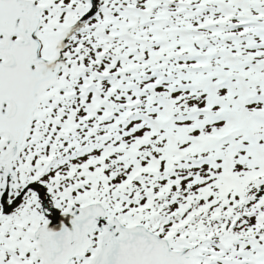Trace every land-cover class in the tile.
Wrapping results in <instances>:
<instances>
[{"label": "snow or ice", "instance_id": "6c2138e0", "mask_svg": "<svg viewBox=\"0 0 264 264\" xmlns=\"http://www.w3.org/2000/svg\"><path fill=\"white\" fill-rule=\"evenodd\" d=\"M0 264H264V0H0Z\"/></svg>", "mask_w": 264, "mask_h": 264}]
</instances>
